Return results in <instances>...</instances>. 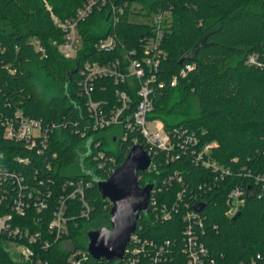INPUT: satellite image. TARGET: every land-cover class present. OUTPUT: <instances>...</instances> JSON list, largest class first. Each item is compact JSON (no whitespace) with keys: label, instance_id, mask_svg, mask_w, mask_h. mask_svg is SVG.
<instances>
[{"label":"trees","instance_id":"obj_1","mask_svg":"<svg viewBox=\"0 0 264 264\" xmlns=\"http://www.w3.org/2000/svg\"><path fill=\"white\" fill-rule=\"evenodd\" d=\"M46 1L62 19L73 15L82 2L0 0V117L2 113L20 108L45 123L64 121L67 126L52 135L50 151L37 156L5 139L0 124V149L4 154L7 157L29 154L39 165L48 158L58 181L67 177L106 178L105 171L93 160L92 152L97 151L94 142L101 140L100 148L107 156H114L117 166L124 160L133 140L132 137L120 138L116 126L90 132L86 137L72 132L74 121L86 116L78 93L80 64L84 59L104 60L117 54L100 53L93 48L95 41L112 30L126 49H141L143 36L151 27L146 22L129 20L130 5L134 2L142 4L150 13L166 11L170 15L169 31L162 43L166 57L158 73L166 85L158 90L154 109L148 117L161 119L167 130L178 127L205 132L201 137L203 141H217L213 159L221 166H228L232 173L226 175L227 183L219 180L222 181L220 186L210 190L205 184H214L216 174L211 167L195 164L190 152L173 162L166 161V154L161 152L157 156L158 168L140 171L139 182L162 186L163 179L178 170L189 193L202 184L201 198L207 203L203 207L205 232L201 235L212 255L220 264H251L252 260L264 264V195H252L237 219L226 214L229 185L242 179L249 181L251 178L246 175L249 171L264 173V66L248 62L251 54H257L264 64V0H127L129 5L119 14L115 27L108 23L110 17L105 9L95 10L80 24L84 47L75 58L61 54L59 45L63 31L54 23ZM187 63H195V67L180 78L176 86H171V78ZM31 65L48 79L62 84L63 94L46 99L43 88L33 79ZM126 84L130 85V81ZM131 92L135 104L139 97L135 90ZM105 95L114 98L111 92ZM53 152L57 155L53 156ZM240 172L244 173L239 176ZM182 186L178 182L171 187L162 186L158 201H172ZM87 198L93 210L85 218L79 215L78 200L71 201L69 214L76 217L68 222L64 236L81 248H86L88 230L108 225L110 218L111 205L102 198L97 184L87 190ZM184 227L181 214L163 220L149 210L141 212L136 232L156 244L171 240V249H175L177 255ZM39 253L48 258V264H62L70 252L61 242H56ZM0 264L35 262L21 258L11 248V240L0 236ZM85 264H120V261L95 259L89 255Z\"/></svg>","mask_w":264,"mask_h":264},{"label":"built area","instance_id":"obj_2","mask_svg":"<svg viewBox=\"0 0 264 264\" xmlns=\"http://www.w3.org/2000/svg\"><path fill=\"white\" fill-rule=\"evenodd\" d=\"M45 5L56 26L63 31V40L59 45L61 54L66 58H75L84 47L80 24L95 10L105 9L110 17L108 23L115 27L119 14L124 13L129 3L127 0H82L75 13L65 19L58 17L47 1ZM132 12H135V7L131 4L129 15ZM169 20L170 15L166 11L151 14V19L146 22L151 28L143 36L144 43L140 50L126 49L120 43L115 30L93 43V48L100 53L117 54L104 60H82L78 93L83 99L86 116L74 121L72 132L86 137L90 132L118 127L120 138L127 140L132 137L129 150L139 143L152 158V164L147 171L158 168L157 156L161 152L166 154L165 159L168 162L182 159L190 152L195 164L211 167L216 172L215 183L205 184L213 190L220 186L222 181L219 180L225 181L226 175L232 173L228 166H221L213 159L212 151L217 146V141H203V131H189L178 127L167 130L161 119L148 117L154 109V98L158 90L166 85L164 80H160L158 73L160 64L166 57L162 43L169 31ZM248 62L264 66L257 54H251ZM194 67L195 63L184 65L171 78L170 85L176 86L180 78L186 77ZM128 81L130 85L125 86ZM132 90L139 97L135 104ZM110 92L114 97L112 99L105 95ZM0 124L5 139L20 144L25 151L37 156L50 151L52 135L67 126L64 121L45 123L43 119L30 116L20 108L2 113ZM100 145L101 140L94 142L97 151L92 152L93 160L97 162L98 168L105 171L108 178L120 164L116 166L114 156H107ZM53 153V156L57 155L56 152ZM21 166L30 170L25 171ZM52 167V161L48 158L39 165L29 154L17 153L7 157L0 149V236L11 240V248L21 258L34 261L35 264H48V258L39 251L50 249L56 242H61L63 248L70 252L62 264H85L90 255L89 251L76 247L64 236L68 231V222L76 217L69 214L72 200H78L81 207L80 217L90 216L93 207L87 198V190L96 184V178L90 180L84 177H67L58 181ZM246 175L250 176L249 181L242 179L229 185L226 196V214L229 216H234L241 210L252 195H264V173L249 171ZM175 182L184 186L178 188L172 201L159 202L157 198L162 186L171 187ZM151 183L154 186L151 189L148 211L152 210L163 220L181 214L185 223L179 255H176L175 249H171V240H166L165 244H156L151 239L142 238L135 231L130 236L120 264H220L201 235L205 232L206 219L201 205L207 203L201 198L202 184L192 188L189 193L178 170L168 174L163 179L162 186ZM176 243L177 239L172 245L175 246ZM251 264L258 262L252 260Z\"/></svg>","mask_w":264,"mask_h":264},{"label":"water","instance_id":"obj_3","mask_svg":"<svg viewBox=\"0 0 264 264\" xmlns=\"http://www.w3.org/2000/svg\"><path fill=\"white\" fill-rule=\"evenodd\" d=\"M151 164L150 155L141 144L136 143L108 178L95 180L102 198L109 201L111 207L109 224L87 232L86 249L93 258H104L111 262L124 258L125 248L136 231L141 212L149 209L154 184L146 182L141 185L139 172L147 171ZM204 206L205 203L201 208ZM241 213L239 210L233 219H237Z\"/></svg>","mask_w":264,"mask_h":264},{"label":"rangeland","instance_id":"obj_4","mask_svg":"<svg viewBox=\"0 0 264 264\" xmlns=\"http://www.w3.org/2000/svg\"><path fill=\"white\" fill-rule=\"evenodd\" d=\"M133 6L135 7V12L130 13L129 20L135 22H147L151 19L152 13L144 8L142 4H140L139 2H134ZM34 41L37 44V40L34 39ZM31 70L33 79L43 88L46 99H49L55 94H63L64 88L62 84L48 79L46 75L41 72L35 65H31Z\"/></svg>","mask_w":264,"mask_h":264}]
</instances>
